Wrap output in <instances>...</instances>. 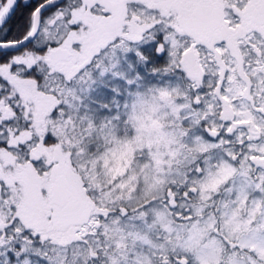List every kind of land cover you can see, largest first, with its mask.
<instances>
[{
    "label": "snow or ice",
    "instance_id": "1",
    "mask_svg": "<svg viewBox=\"0 0 264 264\" xmlns=\"http://www.w3.org/2000/svg\"><path fill=\"white\" fill-rule=\"evenodd\" d=\"M0 264H264V0H0Z\"/></svg>",
    "mask_w": 264,
    "mask_h": 264
},
{
    "label": "flooded vegetation",
    "instance_id": "2",
    "mask_svg": "<svg viewBox=\"0 0 264 264\" xmlns=\"http://www.w3.org/2000/svg\"><path fill=\"white\" fill-rule=\"evenodd\" d=\"M23 10H22V9ZM18 11H20L19 13H18ZM27 10L23 7V4L21 5V7L19 8V9H17V13H16V17L14 18L15 19V22H17L18 20H19V18H20V13L21 12H26ZM14 22V21H13Z\"/></svg>",
    "mask_w": 264,
    "mask_h": 264
},
{
    "label": "trees",
    "instance_id": "3",
    "mask_svg": "<svg viewBox=\"0 0 264 264\" xmlns=\"http://www.w3.org/2000/svg\"><path fill=\"white\" fill-rule=\"evenodd\" d=\"M22 9V8H21ZM23 10V9H22ZM20 11H18V13H19ZM13 23H15V19H14V22Z\"/></svg>",
    "mask_w": 264,
    "mask_h": 264
}]
</instances>
